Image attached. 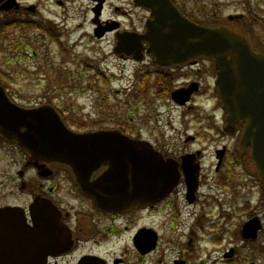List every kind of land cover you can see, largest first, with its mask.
Wrapping results in <instances>:
<instances>
[{
    "label": "flooded vegetation",
    "instance_id": "1",
    "mask_svg": "<svg viewBox=\"0 0 264 264\" xmlns=\"http://www.w3.org/2000/svg\"><path fill=\"white\" fill-rule=\"evenodd\" d=\"M9 1L0 0V8ZM115 1L118 4L111 3V0H34L31 2L14 0L17 3L15 7L8 10L0 9V31L5 26L11 25L10 30L21 28L25 32L30 31V39L41 40L43 43L48 40L60 47H62L63 36L72 31L80 32L78 42H81L83 38L91 42L102 41L107 37L113 48L119 41L120 45L123 43L118 58L129 62L133 67L136 66L134 74H131L133 80L130 82L136 90L131 94L153 91L155 107L164 108V113L169 112L171 117L172 113L176 112L177 115H173L174 119L181 126L175 128L174 134L171 132L169 136L166 134L143 136L141 130V134L135 135L127 129H117L135 141L148 143L164 160L173 161L178 171L176 186L162 199L138 203L116 212L108 211L99 207L94 197L81 191L72 170L67 165L57 161H35L28 153L19 149L16 143L9 142L0 136V161L3 162L0 175L7 178L0 180V208H20L19 213L23 216L5 221H19L22 229L28 232L33 229L34 218L31 217V207L34 203L52 204L58 210L59 222L68 231L69 236L67 235L66 239L58 243L61 253L49 256L46 264H74L82 257L89 256L99 257L107 264H127V248L122 247L119 254L114 251L115 245L119 244L124 233H131V245L141 259L140 262L143 263L147 258L151 261V256L163 253L160 249L161 235L155 224L138 225V222L145 217L151 219L162 215L168 217L173 231L169 240V249L173 254L171 264H194V258L203 252L201 250L203 241L215 247L221 242V233L232 234L229 228L220 229L224 211L222 201H218L217 198L218 190H224L227 187L231 193L232 216L236 210L239 211L237 215L241 212L236 199V187L232 188L230 178L222 174L225 166H239L245 176H249L254 183H258L250 149L240 145L246 121H240L233 129L229 127L233 130L232 132L225 130L226 115L217 95V72L212 58L201 56L181 64L158 65L152 56L146 54L145 41H139L150 18L149 10L138 5L137 0ZM172 2L186 17H192L185 10L188 4L186 1L172 0ZM107 10L112 14L109 15L108 12L105 17ZM199 11L200 13H197L195 8L192 10L196 15L202 16V19L208 18L202 4ZM74 20H78L79 23L71 24ZM241 20L229 16L227 22L218 26L226 24V27L240 32L248 39L253 52L264 54V41L254 36L253 32H247L250 36L247 35L246 26L240 22ZM85 25L88 27L86 30ZM134 39L137 42L133 44H137L141 50L133 51L130 48L133 46L130 41ZM135 58L140 60L136 61ZM148 60L153 67L152 71H145L143 67ZM176 91L181 92L183 96L187 95V101L178 103L172 96V93ZM56 111L69 128L79 132L113 129L101 125L92 129L74 128L66 121L62 112ZM164 122L165 128L166 121ZM11 148L18 151L17 156ZM10 151L13 152V156H7ZM206 159L210 160L207 167L204 163ZM107 169L108 165H99L92 172L90 181L96 182ZM195 174V190L188 193V183L192 181ZM209 179L211 183L208 182ZM6 190L8 191L5 194ZM3 195L7 198L13 197L14 201H4ZM261 202L263 204L258 214L252 210L249 201L244 204L248 212L239 223L238 234L247 220L260 216L261 228L256 238L243 242L263 248L264 219L261 217L264 213L263 196ZM144 228H150L156 232L157 244L153 251L141 254L133 246V235ZM215 251V249H207L206 253ZM237 255L238 249L230 246L222 250L221 261L234 263Z\"/></svg>",
    "mask_w": 264,
    "mask_h": 264
},
{
    "label": "water",
    "instance_id": "2",
    "mask_svg": "<svg viewBox=\"0 0 264 264\" xmlns=\"http://www.w3.org/2000/svg\"><path fill=\"white\" fill-rule=\"evenodd\" d=\"M138 3L151 13L139 41L147 42L146 53L157 64L182 63L200 55L214 58L226 123L234 126L247 120L240 143L250 147L252 161L264 182V55L253 53L243 37L226 28L193 23L170 0H138ZM12 4L3 9L11 8ZM136 39L130 43H136ZM121 45L119 41L116 52H121ZM130 48L141 50L137 44ZM0 134L17 142L37 161L68 165L80 189L105 210L117 211L159 200L177 183L176 167L171 161H164L148 144L116 130L72 132L53 107L23 109L9 101L1 86ZM101 164L108 165L107 171L96 182H90L92 172ZM193 176L188 193L196 187V174ZM21 216L18 208L0 209V264H46L49 255L61 253L58 243L66 239L68 231L60 224L59 212L53 205H32V231L22 229L19 221H5ZM260 228L258 218L250 219L243 225L242 237L255 239ZM156 239L152 230L141 229L133 241L135 248L145 254L155 248ZM77 264L105 263L98 258L83 257Z\"/></svg>",
    "mask_w": 264,
    "mask_h": 264
},
{
    "label": "rangeland",
    "instance_id": "3",
    "mask_svg": "<svg viewBox=\"0 0 264 264\" xmlns=\"http://www.w3.org/2000/svg\"><path fill=\"white\" fill-rule=\"evenodd\" d=\"M111 3L118 4L115 0H111ZM187 3L189 9L185 10L191 12L192 8H195L197 13H200L202 4L208 20H212L213 17L221 20L227 15L244 13L246 20L250 21L251 32L264 41V0H188ZM108 12L109 15L112 14L107 10L105 17ZM195 16L202 17L196 14ZM76 23L79 21L74 20L71 24ZM84 29H88L87 25ZM30 34V31L25 32L20 28L7 32L0 39V84L19 106L32 108L43 104L51 105L59 109L74 128L92 129L101 125L115 129L124 128L135 135L141 134V130L143 136L162 134L169 136L171 132L174 134L175 128L181 126L174 119L173 115L176 116V112L172 113L171 117L169 112L164 113V108L155 107L153 91L131 94L136 90L135 86L130 85L133 80L131 74H134L136 66L133 67L129 62L118 58L107 37L102 41L90 42L83 38L78 42L80 32L72 31L63 36L60 47L48 40L43 43L41 40L30 39ZM143 67L145 71L153 70L149 60ZM11 150L16 152L15 156L18 155L17 150L13 148ZM7 156H13V152H8ZM209 161V159L204 161L206 167L209 166ZM0 170H3L2 161ZM222 174L230 178L232 188L236 187V199L241 212L237 215L239 211L236 210L232 216L231 193L227 187L218 190L217 198L218 201H222L224 211L220 229L229 228L232 234L221 233V242L215 247L203 241L201 248L203 252L194 258V264H264V248L244 243L238 234L239 223L248 212L244 206L247 201L250 202L253 211L260 213L263 204L261 189L249 176L242 173L239 166L226 165ZM6 179L0 175V180ZM208 182L211 183V180ZM4 195V201H14L13 197L7 198ZM141 223L155 224L161 235L160 249L163 253L154 254L151 261L147 258L143 263L140 262L141 259L131 245V233L122 235L119 244L114 247L115 253L119 254L122 247H126L127 264H171L173 254L169 249V240L173 231L168 217L164 215L151 219L145 217L138 225ZM230 246L238 249L236 261L234 263L221 261L222 250ZM207 249L216 251L206 253ZM214 261L216 263H213Z\"/></svg>",
    "mask_w": 264,
    "mask_h": 264
},
{
    "label": "trees",
    "instance_id": "4",
    "mask_svg": "<svg viewBox=\"0 0 264 264\" xmlns=\"http://www.w3.org/2000/svg\"><path fill=\"white\" fill-rule=\"evenodd\" d=\"M215 23H216V21L208 20V21L203 22L202 24H204V25H208V26H209V25H210V26H214ZM5 27H6V26H5ZM5 27H4V28H5ZM245 29H246L247 32H251V27H250V24H249V23L246 25ZM244 31H245V30H244ZM263 190H264V189H263Z\"/></svg>",
    "mask_w": 264,
    "mask_h": 264
}]
</instances>
